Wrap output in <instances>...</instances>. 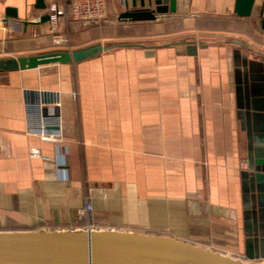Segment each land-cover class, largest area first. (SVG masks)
Here are the masks:
<instances>
[{"label": "crops", "instance_id": "crops-1", "mask_svg": "<svg viewBox=\"0 0 264 264\" xmlns=\"http://www.w3.org/2000/svg\"><path fill=\"white\" fill-rule=\"evenodd\" d=\"M64 1L43 0V10L36 0L1 3L0 19L16 27L0 25V60L58 51L40 19ZM132 1L108 0L99 27L69 26L70 52L102 46L94 57L0 72V232L82 230L88 198L99 230L264 262V217L253 216L245 180L251 126L241 98L251 80L264 93V0L248 19L235 16V0H176L175 13L153 21L121 19L142 9ZM25 91L59 94L63 166L55 144L28 132L36 120Z\"/></svg>", "mask_w": 264, "mask_h": 264}, {"label": "water", "instance_id": "water-1", "mask_svg": "<svg viewBox=\"0 0 264 264\" xmlns=\"http://www.w3.org/2000/svg\"><path fill=\"white\" fill-rule=\"evenodd\" d=\"M255 0H235L234 14L240 19L253 15ZM150 9L126 11L121 19L131 22L153 21L157 15L175 13L176 0H147ZM153 6V9H152ZM43 0L36 9L43 10ZM136 8V1H132ZM260 30L264 32V9L259 13ZM6 17L16 13L6 11ZM48 21L45 15L40 22ZM103 50L96 45L72 52L50 53L0 60V72L35 69L50 64L78 63ZM241 98L247 106L249 124L247 170L245 180L253 193L254 217H264V93L257 80L246 82ZM252 113H251V112ZM252 214V213H251ZM0 264H264L242 261L224 254L191 245L173 238L113 231L0 232Z\"/></svg>", "mask_w": 264, "mask_h": 264}, {"label": "built area", "instance_id": "built-area-1", "mask_svg": "<svg viewBox=\"0 0 264 264\" xmlns=\"http://www.w3.org/2000/svg\"><path fill=\"white\" fill-rule=\"evenodd\" d=\"M7 0H0V4ZM108 0H65L64 3L50 4L45 13L48 16L47 30L51 44L58 51L72 49L70 42L69 26L71 24L99 27L106 22ZM122 7L127 6V0H118ZM39 21L36 19L35 22ZM0 25L7 30H13L16 26L8 19H0ZM23 103L28 115L36 120V126H30L28 132L38 135L42 141L51 142L57 148V162L59 166L64 165V156L67 148L62 146L60 130L62 126L60 114V96L56 92L46 91H25ZM56 131L57 135L48 134V131ZM87 218L83 231H98L99 228L94 222H90L93 207L86 198L81 210Z\"/></svg>", "mask_w": 264, "mask_h": 264}, {"label": "rangeland", "instance_id": "rangeland-1", "mask_svg": "<svg viewBox=\"0 0 264 264\" xmlns=\"http://www.w3.org/2000/svg\"><path fill=\"white\" fill-rule=\"evenodd\" d=\"M250 258V257H249Z\"/></svg>", "mask_w": 264, "mask_h": 264}]
</instances>
